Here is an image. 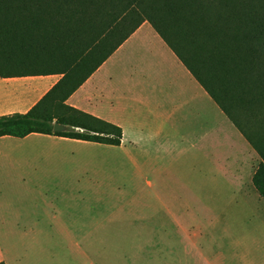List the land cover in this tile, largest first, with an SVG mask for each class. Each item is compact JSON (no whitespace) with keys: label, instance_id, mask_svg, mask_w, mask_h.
Wrapping results in <instances>:
<instances>
[{"label":"crops","instance_id":"obj_1","mask_svg":"<svg viewBox=\"0 0 264 264\" xmlns=\"http://www.w3.org/2000/svg\"><path fill=\"white\" fill-rule=\"evenodd\" d=\"M59 79V75L0 77V116L28 112ZM65 103L121 129L118 146L95 144L115 148L121 169L137 176L170 171L177 157L193 151L196 160L198 155L200 161L204 157L207 166L209 133L222 134L224 126L238 135L243 149L238 160L246 163L251 148L148 22ZM43 138L51 143L69 139L36 133L21 139L0 137V263L122 264L113 258V250L120 247L117 242L113 245L114 237L144 233L113 232L111 215H97L96 197L83 183L56 179L63 167L32 164L31 157L40 153L26 145ZM232 157L227 155L212 166L224 182L240 185V161L227 163ZM220 218L207 216L213 221L208 227H194L192 220L201 216L191 211L169 208L155 214L151 264H254L249 247L230 229L211 227ZM139 240L130 241V253L137 255ZM136 257V264L143 262V256L141 261Z\"/></svg>","mask_w":264,"mask_h":264},{"label":"trees","instance_id":"obj_2","mask_svg":"<svg viewBox=\"0 0 264 264\" xmlns=\"http://www.w3.org/2000/svg\"><path fill=\"white\" fill-rule=\"evenodd\" d=\"M143 22L256 152L251 183L264 199V131L253 130L264 111V0H0V77L60 76L28 112L0 116V137L118 146L119 127L65 102Z\"/></svg>","mask_w":264,"mask_h":264},{"label":"rangeland","instance_id":"obj_3","mask_svg":"<svg viewBox=\"0 0 264 264\" xmlns=\"http://www.w3.org/2000/svg\"><path fill=\"white\" fill-rule=\"evenodd\" d=\"M261 111L253 119L255 133L264 131V111ZM77 119L87 122L81 117ZM251 123L250 119L248 124ZM223 131L217 135L209 133L207 166L203 162L204 157L200 161L198 155L196 160L193 151L192 154L177 157L170 171L140 176L121 169L119 152L115 148L91 142L58 139L51 143L43 138L33 140L26 148L40 153L31 157L32 164L63 167L56 179L61 176L64 181H79L83 183V188L89 189L90 194L94 193L96 213L107 217L111 215L113 232L144 233L142 236L114 237L113 245L117 242L120 247L113 250V258L122 264H136L137 255L140 261L143 256V262L139 264H151L152 217L169 208L200 215L201 219L192 220L194 227L200 224L208 227L213 221L207 220V216L221 217L215 220L217 225L211 227L230 229L242 244L249 247L254 264H264V199L258 196L251 183L259 157L249 148V154L245 155L247 162L241 158L238 160L237 153L243 151L238 144V135H231L226 126ZM211 150L219 155L211 154ZM227 155L233 156L227 158V163L240 161V185H229L213 169L212 163L225 159ZM38 175L48 177L49 173ZM136 237L140 239L137 255L128 250L130 241Z\"/></svg>","mask_w":264,"mask_h":264},{"label":"water","instance_id":"obj_4","mask_svg":"<svg viewBox=\"0 0 264 264\" xmlns=\"http://www.w3.org/2000/svg\"><path fill=\"white\" fill-rule=\"evenodd\" d=\"M53 130L54 131H64L65 130V127L64 126H61L57 123L54 124V127H53Z\"/></svg>","mask_w":264,"mask_h":264}]
</instances>
